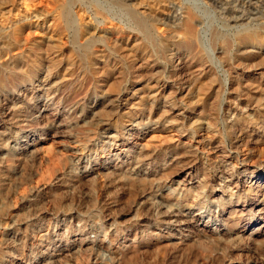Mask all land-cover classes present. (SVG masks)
Returning a JSON list of instances; mask_svg holds the SVG:
<instances>
[{"label": "rangeland", "instance_id": "rangeland-1", "mask_svg": "<svg viewBox=\"0 0 264 264\" xmlns=\"http://www.w3.org/2000/svg\"><path fill=\"white\" fill-rule=\"evenodd\" d=\"M69 1L0 0V264H264V0Z\"/></svg>", "mask_w": 264, "mask_h": 264}, {"label": "bare ground", "instance_id": "bare-ground-1", "mask_svg": "<svg viewBox=\"0 0 264 264\" xmlns=\"http://www.w3.org/2000/svg\"><path fill=\"white\" fill-rule=\"evenodd\" d=\"M6 1V0H5ZM8 1V0H7ZM2 2V1H1ZM72 4V0L69 1V5ZM7 5V4H6ZM69 5H67L68 7L66 8H63L64 9V17L66 18V20L69 22L70 21V14H69ZM0 6H2V4H0ZM142 7V6H141ZM145 8V7H144ZM142 7V10L144 9ZM144 11V10H143ZM63 13V12H62ZM25 19V18H24ZM6 28V27H5ZM5 28L2 26L0 27V44H2L3 46L0 47L2 52L4 53V56H5V63H8V64H11V63H14L16 62L17 60H19L21 57V54H20V45H21V38L19 36V33L18 31L19 30H14V32H9L8 30L5 31ZM7 29V28H6ZM11 29V27H10ZM116 30V29H115ZM100 31V30H99ZM110 31V34L112 35H115V33L113 32L114 30H109ZM105 34V32H104ZM101 35V34H100ZM166 41V40H165ZM164 42V41H163ZM23 43V42H22ZM165 46V45H163ZM1 52V53H2ZM3 55V54H2ZM4 56H3V59H4ZM2 57V56H1ZM21 60V59H20ZM1 62V61H0ZM2 64V63H1ZM7 65V64H6ZM14 65V64H13ZM4 67V66H3ZM6 67V66H5ZM134 122V121H133ZM134 124V123H133ZM198 146V145H197ZM5 150V148H3ZM45 149V147H44ZM43 150V147L42 149ZM41 150H39L41 152ZM3 151V150H2ZM36 151V150H35ZM36 155V154H35ZM34 155V156H35ZM33 156V157H34ZM58 156V155H57ZM56 157H52L50 154H49V151L48 149L46 148L44 150V153H40L38 154L37 153V161H39L38 163H43V162H47L50 164L49 168L46 170V171H43L44 173L42 175L46 176L49 175L50 171L52 170V168L54 166L57 165V162H58V158ZM48 166V165H47ZM47 168V167H46ZM44 170V169H43ZM42 173V172H41ZM40 173V175H41ZM43 178V177H42ZM162 204V202H160ZM159 203V204H160ZM160 206V205H159ZM178 206V205H177ZM167 207V206H166ZM165 207V208H166ZM179 207V206H178ZM162 208V207H161ZM172 209V208H171ZM178 209V208H177ZM163 211V210H162ZM166 212V211H165ZM168 212V211H167ZM170 213V212H169ZM167 214V213H166ZM165 214V215H166ZM175 214V213H174ZM170 216V215H169ZM175 216V215H174ZM189 222V221H188Z\"/></svg>", "mask_w": 264, "mask_h": 264}]
</instances>
